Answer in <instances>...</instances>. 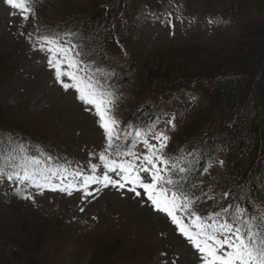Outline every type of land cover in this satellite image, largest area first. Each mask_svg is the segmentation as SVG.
I'll return each instance as SVG.
<instances>
[{
  "label": "trees",
  "instance_id": "16d2710c",
  "mask_svg": "<svg viewBox=\"0 0 264 264\" xmlns=\"http://www.w3.org/2000/svg\"><path fill=\"white\" fill-rule=\"evenodd\" d=\"M168 1L96 0L89 8L69 9L51 24L44 22L40 36L81 41L89 62L113 73L110 83L135 98V105L119 116L132 129L119 146L130 147L133 141L137 146L135 131L159 123L177 94L204 100L206 109L170 134L169 155H186V187L203 197L196 205L202 217L229 204L255 212L264 201V0H212L223 16L240 21L236 37L219 47L171 46L137 56L133 41L141 11H154ZM13 70L11 59L0 53V84ZM0 144L23 146L41 159L51 157L46 163L53 166L70 163L63 149L12 121L1 107ZM220 150L227 152L225 169L207 186L203 169ZM214 192L221 194L220 200L208 206ZM62 233L63 223L55 214L35 221L22 218L15 234L0 232L1 264H50L44 249ZM122 254L121 238L96 236L79 242L75 259L76 264H121Z\"/></svg>",
  "mask_w": 264,
  "mask_h": 264
},
{
  "label": "rangeland",
  "instance_id": "374dc122",
  "mask_svg": "<svg viewBox=\"0 0 264 264\" xmlns=\"http://www.w3.org/2000/svg\"><path fill=\"white\" fill-rule=\"evenodd\" d=\"M94 1L35 0L36 16L34 19L30 17L25 25L20 11L11 9L5 0H0V53L11 59L14 69V74L0 84V107L7 111L12 121L63 149L70 158L65 167L68 173L80 171L84 175L92 174L91 164L98 165L96 175L105 171L99 156L107 148V138L94 106L82 101L75 88H64L63 84L71 85L73 81L66 75L61 78L63 83L57 80L55 68L48 63L49 56L41 51L42 32L39 29L44 22L51 24L65 11L89 8ZM219 11L212 5V0H169L154 11L143 9L141 27L133 41L134 52L143 56L152 50L171 46L182 48L195 44L219 47L236 37L240 29V21L231 20ZM71 42L82 54L80 59L96 69L87 59L81 41L73 38ZM62 70L69 71L67 65H62ZM97 76L104 80L101 73ZM110 79L106 82L113 86L118 97L114 114L121 133L120 140L114 143L120 145L132 129L131 124L119 116L127 113L136 101L129 94H120V88H115ZM206 107V102L192 93H179L172 100L165 117L154 125L156 133L164 132L169 137L164 152L170 158L178 157L184 167L186 155H169L170 134ZM172 117H175L174 128L167 123ZM147 138L149 143L159 146V141L151 133ZM17 148L12 144H0V157L12 154L18 160ZM134 151L141 158L147 155V149L139 140ZM226 156V150L217 152L211 162L213 167L205 173L204 183L207 186L225 169ZM111 158L115 159V156ZM218 161H223V165ZM47 166L58 168L50 164ZM109 175L115 180L120 179L114 173ZM71 180L72 177L68 176L65 182ZM130 187L132 185L129 184H125L124 188L91 185L89 191L93 195L87 198L75 190L68 196L44 189L41 195L38 190L29 188L23 194L30 195L32 199L24 200L15 194L17 189H23V185L0 181V232L10 236L17 232L24 217L35 221L55 214L63 223V233L52 239L44 249L50 264H76L79 242L96 236L123 240L121 264H204L201 254L182 235L171 217L156 211L142 189L137 188L141 195L136 196L128 190ZM211 197L214 198L208 200V206L215 205L221 194L214 192ZM81 208L84 210L81 211ZM176 215L191 231H195L192 227L194 217L183 210ZM134 254L135 259H132Z\"/></svg>",
  "mask_w": 264,
  "mask_h": 264
},
{
  "label": "snow or ice",
  "instance_id": "6c2138e0",
  "mask_svg": "<svg viewBox=\"0 0 264 264\" xmlns=\"http://www.w3.org/2000/svg\"><path fill=\"white\" fill-rule=\"evenodd\" d=\"M5 3L11 9L20 11L25 25L30 17L34 19L36 16L35 0H5ZM40 40L41 51L49 56L48 63L55 68L57 80L63 83L61 78L65 75L71 79L73 83L63 84L64 88H75L80 93V99L94 106L96 114L100 117L101 127L108 142L105 152L99 156L105 171L102 175H96L98 165L91 164V175H84L80 171L68 173L67 168L47 166L46 161L51 160V157L41 159L29 156L27 149L19 146L16 149L19 153L18 160L12 154L0 157V181L7 180L23 185V189H17L15 194L24 200L32 199L30 195L23 194L29 188L38 190L41 195L44 189L66 193L68 196L75 190L87 198L93 195L89 191L91 185L124 188L125 184H129L132 185L129 191L140 196L141 192L137 191V188L142 189L156 211L171 217L182 235L187 237L201 254L204 264H264V201L260 202L261 207L255 212L247 207L229 204L206 218L197 214V202L203 197L187 190L186 173L190 169H186L178 157L170 158L164 152L169 139L166 133H156L153 130L154 125L149 126L147 131H135L136 139L147 149V155L142 158L133 151L136 141H133L130 147L114 143L120 140L121 133L118 131L119 121L114 114L118 97L113 86L106 82L113 73H103L99 68L92 69L80 59L82 54L76 50L77 45L72 44L70 39L45 35ZM62 65H67L69 71H63ZM97 73L104 76L103 81L98 78ZM174 120L175 117H172L167 121L173 128ZM149 133L159 141L158 147L149 143ZM112 156L116 158L113 159ZM125 157L132 159H124ZM218 163L223 165V161ZM212 167L209 162L203 171L208 172ZM109 173L118 175L120 179H113ZM68 176H71L72 180L66 183ZM57 180L59 183H54ZM192 188H196V185H192ZM96 191L99 192L100 189L97 188ZM207 195L205 193V196ZM224 195L227 197L228 194ZM83 210L81 208V211ZM181 210L194 217L192 227L195 231H191L176 215Z\"/></svg>",
  "mask_w": 264,
  "mask_h": 264
}]
</instances>
